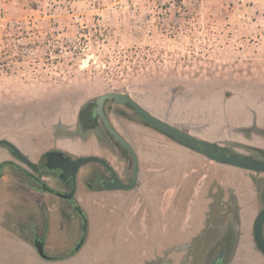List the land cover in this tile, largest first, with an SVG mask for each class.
I'll use <instances>...</instances> for the list:
<instances>
[{
  "label": "rangeland",
  "instance_id": "obj_1",
  "mask_svg": "<svg viewBox=\"0 0 264 264\" xmlns=\"http://www.w3.org/2000/svg\"><path fill=\"white\" fill-rule=\"evenodd\" d=\"M0 29V139L36 155L60 144L115 145L100 123L83 130L78 114L105 93L124 92L200 140L231 154L264 159V0H0ZM104 110L143 161L166 155L186 162L178 176L187 175L190 182L194 177L188 195L199 196L204 172L223 175L224 204L219 188L218 203L214 194L211 205L193 202L189 208L193 224L217 207L219 212L224 207L225 219L211 228L209 218L207 227L178 226L174 243L172 229L168 243V236L154 237L150 228L143 245L122 244L120 236L106 232L108 192L90 193L84 184L78 205L87 218L85 243L70 258L43 264H205L221 250L228 225L236 242L226 264H264L252 238V223L264 207V174L176 150L172 140L144 125L127 106L109 101ZM117 151L123 163L118 171L128 181L129 156ZM104 157L111 162L109 154ZM80 170L91 181L90 173L102 168L89 164ZM60 202L69 209L68 201ZM184 208L183 198L178 225ZM69 213L70 221L75 219L66 230L71 237L80 218L74 208Z\"/></svg>",
  "mask_w": 264,
  "mask_h": 264
},
{
  "label": "crops",
  "instance_id": "obj_2",
  "mask_svg": "<svg viewBox=\"0 0 264 264\" xmlns=\"http://www.w3.org/2000/svg\"><path fill=\"white\" fill-rule=\"evenodd\" d=\"M4 16L9 15L5 14ZM5 18L9 19V17ZM3 34L4 30L0 29V36ZM12 143L33 163L37 164L40 161L43 154L36 155L17 143ZM173 144L176 150L189 154L194 153L190 149ZM130 145L137 155V184L131 191H111L106 193L104 221L107 235L110 234L114 238L120 236L121 240L119 241L122 244L143 245L146 242V229L152 228L154 237L168 236L167 242L171 243L172 229V243H174L178 226H189L190 228L207 227L208 224L205 221L207 222L209 218V227L211 228L218 226L219 222L224 221V207H222L220 212L217 207L216 210L213 209L210 216L209 213L204 216L203 222L193 224L192 207L189 208L193 202L197 205L200 203L211 205L214 203L212 198L214 194H216V203H218L219 188L223 192L222 196L225 191L223 175H219L218 171H215L216 173L204 172L201 177L206 180L204 181L205 187L201 189L199 196L193 195V192L188 195L186 193L188 187L193 191L194 177L190 173V182L187 175L184 176V179L178 176V168L181 169L186 166V162L176 163L166 155L154 156L150 158L151 161L146 162L140 159L135 146L133 144ZM54 150L61 151L72 159L83 156H97L104 159V153L109 154L111 158L109 163H111L117 173H121L118 168L123 163L120 160L117 147L111 141H104V147L102 148L97 142H88L86 144L78 142L73 145L60 144ZM198 156L202 158L201 155ZM3 162H10L27 170L12 157L8 149L0 150V164ZM206 168H210L209 165H206ZM83 170L78 173L76 181L74 200L77 205L82 199L85 190L84 184L87 172H83ZM192 170L191 167L190 172ZM42 180L53 190L62 192V190L57 188L56 182L50 177L42 176ZM140 181H142L141 186H139ZM213 183L216 184V188L212 187ZM91 192L93 193L94 191L90 190ZM188 196L190 198H187ZM194 196H198V199L196 197L194 200ZM240 196L238 194V199L241 198ZM183 198L185 199L184 218L181 220L183 224L180 223L178 225V203L183 202ZM202 198H207V200L204 201ZM60 200L63 199L57 195L43 193L23 184L11 166L3 167L0 177V264H43L48 262L38 255L34 247L35 240L42 242L47 256L68 251L75 246V243L80 241V222L77 227L78 231H76L75 223H73L71 237L66 235L70 222L75 220L74 217H72L71 221L69 219V211L71 208L73 209V206L69 203V209H66L68 207L63 209ZM222 203L224 204V196ZM98 208L97 206L96 210ZM79 214L80 212H77L80 218ZM240 218H242L241 212ZM58 242H60V247Z\"/></svg>",
  "mask_w": 264,
  "mask_h": 264
},
{
  "label": "water",
  "instance_id": "obj_3",
  "mask_svg": "<svg viewBox=\"0 0 264 264\" xmlns=\"http://www.w3.org/2000/svg\"><path fill=\"white\" fill-rule=\"evenodd\" d=\"M109 101H112L117 105L127 106L147 127L158 131L160 134L172 140L174 143L190 149L212 162L243 171L264 174V159L255 160L250 157L231 154L222 147L200 140L154 116L124 92L105 93L97 97L94 101L88 102V104L93 103L94 105L93 116L95 119V127L101 123L108 136L115 142V145L128 154L133 168L131 182L129 184L123 183L116 172L108 164V162L97 156H83L72 159L60 151H49L44 154V157L47 160V169L60 171V177L67 175L71 178H75L82 167L89 164H97L102 166L110 175L109 180L104 181L102 184L103 190L127 192L133 190L136 187L138 177L137 155L130 143L114 129L106 117L104 105ZM0 147H5L8 149L12 157L17 162L24 165L28 170H30L31 173H40L39 166L26 157L9 140L0 139ZM56 195L62 199H69V195L63 193H57ZM252 238L256 249L264 257V207L259 211L252 223ZM34 247L38 255L43 260H47L48 256L44 252L42 242H35ZM205 264H226V254L221 252Z\"/></svg>",
  "mask_w": 264,
  "mask_h": 264
},
{
  "label": "trees",
  "instance_id": "obj_4",
  "mask_svg": "<svg viewBox=\"0 0 264 264\" xmlns=\"http://www.w3.org/2000/svg\"><path fill=\"white\" fill-rule=\"evenodd\" d=\"M87 105H88V103L82 107V109L80 110V112L78 114V123L79 124H80V120H81L82 111L85 109V107ZM5 166H11L15 170L20 181L23 184L27 185L28 187H30L34 190H38V191L43 192V193L55 194V191L53 189H51L42 180L41 174H32L29 171H27V170H25L19 166H16L10 162H3L0 164V177L2 175V169ZM69 196H70V201H69L70 204L75 206V210L77 212H80V214H79L80 215V224H81L80 225L81 226L80 241L73 247V249H71L67 253L59 254V255H55V256H48L47 261H55L56 262V261H63V260L70 258L71 256L75 255L79 251V249L82 247V245L86 241L87 230H88V224H87L86 216H85L84 212L80 209V207L77 205L76 201L74 200V191L73 190L70 192ZM235 242H236V235H235L234 229L232 226L228 225L226 228L225 234L223 235L222 240L219 243L222 247L221 249L225 250L226 261L229 259L230 255L233 251V247L235 246Z\"/></svg>",
  "mask_w": 264,
  "mask_h": 264
},
{
  "label": "flooded vegetation",
  "instance_id": "obj_5",
  "mask_svg": "<svg viewBox=\"0 0 264 264\" xmlns=\"http://www.w3.org/2000/svg\"><path fill=\"white\" fill-rule=\"evenodd\" d=\"M107 103V102H106ZM105 103V104H106ZM105 106V105H104ZM93 108H94V105L93 103H89L85 109L82 111V115H81V120H80V126L81 128H83V130L85 129H93L95 128V119H94V116H93ZM105 112V110H104ZM106 115V114H105ZM107 117V116H106ZM101 124V123H100ZM102 125V124H101ZM112 125V124H111ZM97 127V126H96ZM104 128V127H103ZM106 131V130H105ZM117 147V146H116ZM119 149V148H118ZM120 151H122L123 153L127 154L126 152H124L123 150L119 149ZM53 151H58V150H53ZM61 152V151H60ZM47 153V152H46ZM45 154V153H44ZM44 154L41 156V159H43V163L41 164V166H39L40 168V173L42 176H47V177H50L52 180H54L56 183H58L60 186H62V192H57L55 191V194L56 195L57 193H63V194H66V195H70V192L73 190L74 193H75V187H76V181H77V176L78 174L76 175L75 178H71L67 175L63 176V177H60V171L58 170H50V169H47L46 168V163H47V160L46 158L44 157ZM66 155V154H64ZM128 155V154H127ZM67 156V155H66ZM74 159V158H73ZM103 159V158H102ZM130 159V158H129ZM105 160V159H104ZM106 161V160H105ZM107 162V161H106ZM109 164V163H108ZM111 166V164H109ZM100 166V165H99ZM85 167V166H84ZM102 168V171L101 172H93V173H90V180L91 181H86L85 182V185L88 189H90L91 191H98L100 189L103 190L102 188V184L104 181H107L109 180V177L110 175L106 172V170L100 166ZM112 167V166H111ZM83 168V167H82ZM81 168V169H82ZM112 169L115 171V169L112 167ZM116 172V171H115ZM79 173V172H78ZM129 173L131 174V177H130V180L126 181V179H124V177H122L119 173L116 172V174L119 176V178L121 179V181L125 184H129L132 180V175H133V168H132V164H131V161H130V164H129ZM33 174V173H32ZM52 189V188H51ZM105 191V190H104ZM107 192H111V191H107ZM66 201H68V203H70V196H69V199H64ZM72 205V204H71ZM73 206V205H72ZM73 208L75 209V206H73ZM35 242H41V241H37L35 240ZM221 252H224L225 253V250L221 249L219 250L214 256L213 258L218 255L219 253ZM212 258V259H213ZM210 259V260H212Z\"/></svg>",
  "mask_w": 264,
  "mask_h": 264
}]
</instances>
